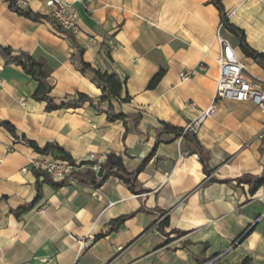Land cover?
Instances as JSON below:
<instances>
[{"label":"crops","instance_id":"1","mask_svg":"<svg viewBox=\"0 0 264 264\" xmlns=\"http://www.w3.org/2000/svg\"><path fill=\"white\" fill-rule=\"evenodd\" d=\"M23 1L22 8L49 16L47 0ZM62 1L78 13L75 35L19 15L0 0V45L45 63L55 101L80 92L93 105L46 111L45 102L32 98L36 81L0 57V120L40 147L61 146L76 162L113 153L128 172L156 147L136 175V192L114 176L98 187L55 188L29 168L39 153L0 127V264H240L245 258L264 264V184L250 193V185L238 181L264 172V111L250 101L219 99L215 115L196 132L186 131L202 145L209 174L192 142L154 131L161 122L184 129L213 99L216 7L210 0ZM222 4L248 45L264 54V0ZM223 32L246 76L264 89V66ZM79 49L92 67L124 81L122 96L130 101H110L114 113L128 116L124 120L108 119L109 103L99 102L100 88L81 71ZM199 63L204 71L179 79L180 71ZM160 69L159 82L147 88ZM23 205L24 212H12ZM124 215L130 216L112 226Z\"/></svg>","mask_w":264,"mask_h":264},{"label":"trees","instance_id":"2","mask_svg":"<svg viewBox=\"0 0 264 264\" xmlns=\"http://www.w3.org/2000/svg\"><path fill=\"white\" fill-rule=\"evenodd\" d=\"M8 4V7L32 21H42L47 20L54 22L55 21L47 15L40 14L38 12L32 11L29 8H22L18 6L15 0H5ZM210 3L213 4L219 12L221 23L225 30H227L230 34L235 36L238 40V46L242 53L254 61L264 66V54L258 52L251 48L246 42L245 35L242 29L232 24L228 17L227 12L222 4V0H210ZM56 24V23H55ZM58 27V25L56 24ZM59 28V27H58ZM77 62L80 66V69L83 73L88 72L91 75V79L95 82V84L100 88L101 94L99 97V102L107 101L109 103L107 117L110 121L114 120H124L128 116L122 112L114 113L112 111V106L110 101L116 100L119 103H125L130 101V96L125 93L122 96L124 90V81L120 79V77L115 72L101 71L97 68L92 67L89 63L85 62L81 57V50L79 49L76 52ZM0 57L5 61V63H13L14 65L20 67L23 72L29 75L33 80L36 81L37 86L32 94V98L37 101L45 102V110L52 111L59 108H76L81 106L83 103L88 102L93 105V100L88 97L84 93H76V95L70 99H66L64 101L57 102L50 95V91L52 89L51 84L48 82L49 70L46 67L43 61L35 60L29 53L24 51L14 52L8 46L0 45ZM163 75V70L160 69L148 82L147 88L152 89L156 86ZM140 115L137 114L133 117L134 122H137ZM0 127L4 128L14 139H20L25 142L29 147H31L35 152L39 154H48L52 153L54 157L61 158L65 160H69L74 162L72 157L67 153L61 146L55 143H46L42 147L38 146L33 140L27 139L24 135L19 137L16 133V129L12 123L8 120H0ZM156 134L162 133H170L173 134L174 137L182 136L186 140L192 142L195 145L194 153L198 156V160L200 161L202 168L205 173L209 174L210 169L208 167V157L196 139L194 134H189L183 131V128L172 126L168 123L161 122V127L159 129H154ZM264 142V139H263ZM156 145L151 149L146 157H144L138 167L132 171L128 172L124 167L122 159L120 156H117L113 153H110L106 156V159L103 163L99 165V169H101V174L98 175L97 171L93 170L91 167H86L81 173L77 174V178L79 183L81 184H89L93 187L100 186L107 178L110 176L118 177L124 183L128 184L129 189L133 192H136L134 189V181L138 172L142 170V168L147 164L151 156L155 151ZM95 162L93 161H82L81 165L91 166ZM34 175L36 177L43 176L44 182L50 184L51 186L57 188L65 184L66 182H54L49 176L43 171L32 169ZM240 183L247 182L250 185V193H253L257 188L264 184V172L260 177H245L240 178L238 180ZM37 194L36 199L39 198V184L36 186ZM27 209L26 205L20 206L15 210H12L13 213L19 214L24 212ZM131 215V214H130ZM130 215H124L118 217L117 219L112 221V226L118 225L123 222ZM165 222V219H164ZM99 236V235H98ZM96 236V238L98 237ZM240 264H248V259L245 258L241 261Z\"/></svg>","mask_w":264,"mask_h":264},{"label":"built area","instance_id":"3","mask_svg":"<svg viewBox=\"0 0 264 264\" xmlns=\"http://www.w3.org/2000/svg\"><path fill=\"white\" fill-rule=\"evenodd\" d=\"M15 2L20 7L25 4L23 0H15ZM46 6L50 10L49 16L55 21L61 31L70 35H75L79 32L77 23L78 13L73 3L62 0H47ZM223 29L222 23L216 29V39L220 46V52L216 58L218 73L213 99L207 107L200 110L197 118L192 123L185 126L184 132H196L202 120L215 115L219 110V99L250 101L264 111V89L258 83L252 81L250 77L246 76L244 73L245 65L235 53L230 42L223 36ZM205 69L204 63L185 68L179 72V79L185 81ZM106 156L104 154L96 155L91 153L87 156L86 160L95 163L91 166H86L81 165L80 162L56 158L50 153L39 154L38 157L30 159L29 168L43 171L54 182L63 181L70 184H78L77 174L81 173L86 167H91L98 172L99 165L105 161ZM26 169L28 168H23L24 171ZM200 264H209V262Z\"/></svg>","mask_w":264,"mask_h":264},{"label":"water","instance_id":"4","mask_svg":"<svg viewBox=\"0 0 264 264\" xmlns=\"http://www.w3.org/2000/svg\"><path fill=\"white\" fill-rule=\"evenodd\" d=\"M97 174H98V175H100V174H101V169H99V170H98Z\"/></svg>","mask_w":264,"mask_h":264},{"label":"rangeland","instance_id":"5","mask_svg":"<svg viewBox=\"0 0 264 264\" xmlns=\"http://www.w3.org/2000/svg\"><path fill=\"white\" fill-rule=\"evenodd\" d=\"M223 32V31H222ZM224 33V32H223Z\"/></svg>","mask_w":264,"mask_h":264}]
</instances>
